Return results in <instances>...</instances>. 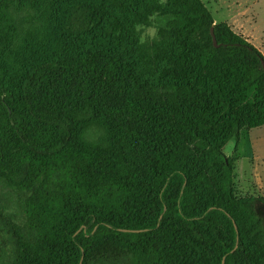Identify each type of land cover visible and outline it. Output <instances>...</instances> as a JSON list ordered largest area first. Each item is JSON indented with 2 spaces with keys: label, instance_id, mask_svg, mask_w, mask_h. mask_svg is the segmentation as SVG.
Wrapping results in <instances>:
<instances>
[{
  "label": "trees",
  "instance_id": "trees-1",
  "mask_svg": "<svg viewBox=\"0 0 264 264\" xmlns=\"http://www.w3.org/2000/svg\"><path fill=\"white\" fill-rule=\"evenodd\" d=\"M261 127L264 55L202 0H0V264H264L223 151Z\"/></svg>",
  "mask_w": 264,
  "mask_h": 264
},
{
  "label": "rangeland",
  "instance_id": "rangeland-1",
  "mask_svg": "<svg viewBox=\"0 0 264 264\" xmlns=\"http://www.w3.org/2000/svg\"><path fill=\"white\" fill-rule=\"evenodd\" d=\"M211 12L215 24H227L233 32L246 39L264 55V0H202ZM35 15V13H30ZM28 13H10L5 27L6 49L21 47L31 35ZM160 22L151 19L150 27H139L143 43L156 38ZM224 154L234 161V186L239 199L264 198V127L243 130L239 141H230ZM1 204L18 221L23 218L19 201L11 192L0 191Z\"/></svg>",
  "mask_w": 264,
  "mask_h": 264
},
{
  "label": "water",
  "instance_id": "water-1",
  "mask_svg": "<svg viewBox=\"0 0 264 264\" xmlns=\"http://www.w3.org/2000/svg\"><path fill=\"white\" fill-rule=\"evenodd\" d=\"M211 36H212V40H213L214 47L218 48L219 45L217 44V40H216V37H215V33H214V29L213 28L211 29Z\"/></svg>",
  "mask_w": 264,
  "mask_h": 264
}]
</instances>
